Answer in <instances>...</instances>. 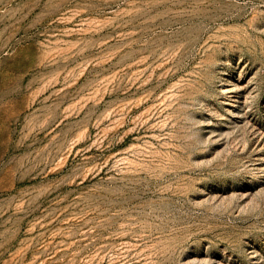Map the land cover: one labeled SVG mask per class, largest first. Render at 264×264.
Listing matches in <instances>:
<instances>
[{
  "label": "rangeland",
  "instance_id": "1",
  "mask_svg": "<svg viewBox=\"0 0 264 264\" xmlns=\"http://www.w3.org/2000/svg\"><path fill=\"white\" fill-rule=\"evenodd\" d=\"M0 264H264V0H0Z\"/></svg>",
  "mask_w": 264,
  "mask_h": 264
}]
</instances>
